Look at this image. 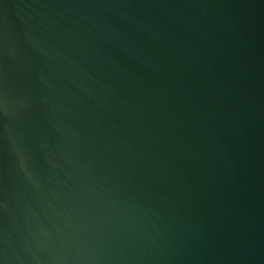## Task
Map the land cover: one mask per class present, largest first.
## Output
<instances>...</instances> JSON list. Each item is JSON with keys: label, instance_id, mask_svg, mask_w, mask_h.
<instances>
[{"label": "water", "instance_id": "95a60500", "mask_svg": "<svg viewBox=\"0 0 264 264\" xmlns=\"http://www.w3.org/2000/svg\"><path fill=\"white\" fill-rule=\"evenodd\" d=\"M0 264H264V0H0Z\"/></svg>", "mask_w": 264, "mask_h": 264}]
</instances>
